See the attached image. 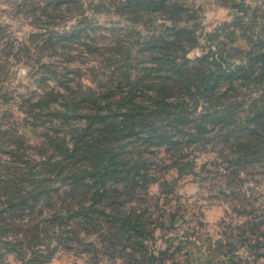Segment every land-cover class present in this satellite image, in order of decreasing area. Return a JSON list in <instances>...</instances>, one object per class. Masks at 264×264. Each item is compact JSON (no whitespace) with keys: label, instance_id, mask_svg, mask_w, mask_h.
<instances>
[{"label":"rangeland","instance_id":"rangeland-1","mask_svg":"<svg viewBox=\"0 0 264 264\" xmlns=\"http://www.w3.org/2000/svg\"><path fill=\"white\" fill-rule=\"evenodd\" d=\"M149 1L0 0V264H264V0Z\"/></svg>","mask_w":264,"mask_h":264},{"label":"trees","instance_id":"trees-1","mask_svg":"<svg viewBox=\"0 0 264 264\" xmlns=\"http://www.w3.org/2000/svg\"><path fill=\"white\" fill-rule=\"evenodd\" d=\"M143 1H145V0H143ZM158 3L161 5V7H163V8L165 7L166 8V7H168L170 5V0H156V1L151 0L147 4H149V5H156ZM231 6L234 7V4L233 5L231 4L229 7H231ZM171 71L177 72V71H179V68L174 67ZM208 79L209 78L206 79V83L208 82Z\"/></svg>","mask_w":264,"mask_h":264}]
</instances>
